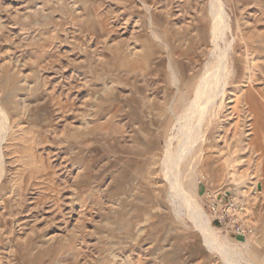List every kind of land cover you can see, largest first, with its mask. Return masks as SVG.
<instances>
[{
    "label": "rangeland",
    "instance_id": "1",
    "mask_svg": "<svg viewBox=\"0 0 264 264\" xmlns=\"http://www.w3.org/2000/svg\"><path fill=\"white\" fill-rule=\"evenodd\" d=\"M220 1L231 26L221 46L233 44L228 67L239 73L181 172L239 264H264V0ZM212 2L0 0V264H228L179 206L163 168L192 97L182 88L170 113L177 90L165 64L171 57L185 81L215 67ZM152 21L172 48L154 47L146 65ZM223 186L246 199L255 238L212 223L205 190Z\"/></svg>",
    "mask_w": 264,
    "mask_h": 264
},
{
    "label": "bare ground",
    "instance_id": "2",
    "mask_svg": "<svg viewBox=\"0 0 264 264\" xmlns=\"http://www.w3.org/2000/svg\"><path fill=\"white\" fill-rule=\"evenodd\" d=\"M209 14L211 16L212 23H210V29L207 28L208 33L206 35L212 45V57L214 58L215 67H211V64L207 63L206 69L204 70L205 72L203 71L198 81L197 78L195 81L193 79L191 81H185L181 74L178 73H182L185 70H177V68L174 67L171 57H168V63L165 64L166 69L164 72H169L168 75L177 90V96L172 102L170 113L176 115V111L179 108V104H177V102L182 88L186 87V94H192V97L185 111L178 113L180 114V118L176 120L174 127V132H176V134L172 136L167 143L168 145L163 161V168L166 171L167 181L171 187L172 195L175 196L179 206L184 207L188 210V212H190V219L202 233L206 245L214 252L221 255L224 258L223 261H225V263L239 264L235 258V251L231 248L228 242L222 241L218 237L216 229L212 227L211 220L203 211V207L196 199L195 194L187 188L181 172L182 163L190 156L198 145L199 137L202 133L203 122L208 115H212L218 99L221 96L226 95L225 91L229 85L228 78H231L230 76L232 74L239 73L236 70L238 66L234 67L231 71L228 67L230 51L233 49V44H231V42L229 43V50L227 51L222 49L221 46V42L226 40L227 32L231 31V26L226 21V14L220 0H213L210 6ZM151 29L152 40L149 38V42L144 46V50H142L143 63L146 65H149L147 62L152 60L151 58L154 55V47L158 46L161 48L162 46H166L168 49L172 48V41L169 37H167L168 34L166 31H164V35L167 38L163 39L160 37L156 29V23L153 21L151 22ZM160 59L161 58L158 59L157 66L163 67V60ZM236 78L239 79V76H236L235 79ZM244 100L252 118L258 119L260 115L259 106L251 92L246 93ZM176 105L178 106L176 107ZM1 113L2 111L0 110V147L5 140V134L7 131V121L5 118H2ZM175 140H179L178 144L181 145V149L178 151L176 156H173L174 152L172 146ZM0 164H2L1 153ZM244 203L247 207L246 199H244ZM176 209L179 211V208Z\"/></svg>",
    "mask_w": 264,
    "mask_h": 264
},
{
    "label": "built area",
    "instance_id": "3",
    "mask_svg": "<svg viewBox=\"0 0 264 264\" xmlns=\"http://www.w3.org/2000/svg\"><path fill=\"white\" fill-rule=\"evenodd\" d=\"M205 181V177H202ZM234 188H206L204 203L208 214L222 232L232 238H255L258 227L251 221L244 199L235 194Z\"/></svg>",
    "mask_w": 264,
    "mask_h": 264
},
{
    "label": "crops",
    "instance_id": "4",
    "mask_svg": "<svg viewBox=\"0 0 264 264\" xmlns=\"http://www.w3.org/2000/svg\"><path fill=\"white\" fill-rule=\"evenodd\" d=\"M241 243H243V242H241Z\"/></svg>",
    "mask_w": 264,
    "mask_h": 264
}]
</instances>
